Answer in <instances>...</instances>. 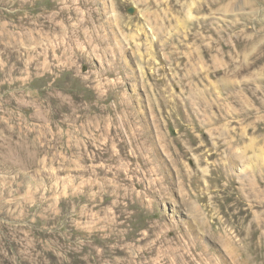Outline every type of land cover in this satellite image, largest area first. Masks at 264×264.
Masks as SVG:
<instances>
[{
  "label": "rangeland",
  "instance_id": "1",
  "mask_svg": "<svg viewBox=\"0 0 264 264\" xmlns=\"http://www.w3.org/2000/svg\"><path fill=\"white\" fill-rule=\"evenodd\" d=\"M205 4L0 0V264H264V0Z\"/></svg>",
  "mask_w": 264,
  "mask_h": 264
},
{
  "label": "bare ground",
  "instance_id": "2",
  "mask_svg": "<svg viewBox=\"0 0 264 264\" xmlns=\"http://www.w3.org/2000/svg\"><path fill=\"white\" fill-rule=\"evenodd\" d=\"M209 0H196V5L195 7L193 8V11L196 12V13H200L202 12L206 7V4L205 2H207ZM238 1H242V0H238ZM180 2V0H168V3L174 8L177 6V4ZM181 8L183 9H186V8H190L192 9V3L191 2H181ZM189 9V10H190ZM90 16V15H89ZM93 18V17H92ZM192 18H198V22H197V29H199V26H200V22H201V18H203L202 16H195V17H192ZM196 32H199V31H196ZM91 33V32H90Z\"/></svg>",
  "mask_w": 264,
  "mask_h": 264
}]
</instances>
